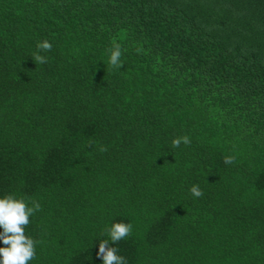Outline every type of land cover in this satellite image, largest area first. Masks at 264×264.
<instances>
[{
	"label": "trees",
	"instance_id": "1",
	"mask_svg": "<svg viewBox=\"0 0 264 264\" xmlns=\"http://www.w3.org/2000/svg\"><path fill=\"white\" fill-rule=\"evenodd\" d=\"M6 195L28 264H103L117 222L127 264H264V0H0Z\"/></svg>",
	"mask_w": 264,
	"mask_h": 264
},
{
	"label": "clouds",
	"instance_id": "2",
	"mask_svg": "<svg viewBox=\"0 0 264 264\" xmlns=\"http://www.w3.org/2000/svg\"><path fill=\"white\" fill-rule=\"evenodd\" d=\"M52 44L48 40L38 42V51L32 55L36 65L47 62V57L41 55V52L52 50ZM110 56L108 64L112 68L122 67L120 57L122 55L121 46L116 43L109 49ZM181 143L190 145L191 140L187 135L177 137L172 141L173 148H179ZM91 142L89 143V146ZM101 152L107 151L106 146L99 148ZM234 156H226L225 164H233ZM191 194L200 198L203 196L202 189L198 185H193L189 190ZM41 209V205L33 198L22 197L17 199L13 195H6L0 198V227L3 232L0 233V240L7 247L0 248V264H28L35 257L34 245L37 243L32 238L25 235L24 226L29 224V217ZM133 226L130 223L117 222L110 227H106L104 232L109 236V240H103L99 243L97 256L103 260V264H127L123 256L117 255L118 249L110 247L111 243H118L128 237L132 232Z\"/></svg>",
	"mask_w": 264,
	"mask_h": 264
}]
</instances>
